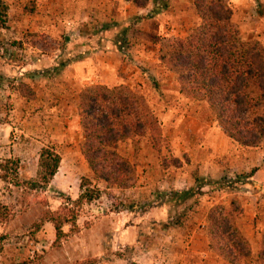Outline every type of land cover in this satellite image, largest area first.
Masks as SVG:
<instances>
[{
	"label": "rangeland",
	"instance_id": "374dc122",
	"mask_svg": "<svg viewBox=\"0 0 264 264\" xmlns=\"http://www.w3.org/2000/svg\"><path fill=\"white\" fill-rule=\"evenodd\" d=\"M3 1L13 4L15 14L8 18L6 28L0 29V110L8 115L16 110V117L13 130L0 139V203L6 206L1 208L3 216L0 215V264H205L203 259L199 260V254L205 252L208 211L217 204H228L229 197L207 189L197 194L202 178L192 170L191 180L186 182L192 183L195 197L182 203L172 200V192L184 190L181 187L185 186L184 176L178 188L171 183L178 168L176 160L181 165L188 163V143L198 144L203 137V128L197 124L193 132L191 118L186 116L202 120L210 113L216 124L206 102L190 98L194 104L189 105L190 101L180 96L177 76L158 60L162 40L183 38V33L170 32L171 36L165 38L148 35L143 43L129 36L121 44L125 59L130 60L135 50L143 55L144 59L135 60L131 70L124 73L133 79L125 85L144 97L159 131L155 139L148 132L120 144L119 153L136 164V182L129 189L107 188L105 182L93 178L82 153L84 139L77 99L86 86L80 87L73 78H64L62 69L52 72L44 81L34 79L32 74L37 60L58 61L67 51L77 55L84 40L61 32L51 36L37 20V28L32 31L27 20L15 21L20 11L24 16L33 2L34 16L43 15L45 0ZM230 2L235 9L232 20L241 36L264 44V0H254L248 7ZM198 23L196 13V21L182 32L189 33ZM182 26L185 28V24ZM82 30L85 36L93 38L89 26ZM117 35L115 40L120 38ZM44 65L51 66L44 62L39 63V68ZM139 67L148 75L150 72L153 79ZM2 120H8V116H1ZM47 147L54 148L62 157L49 187L30 191L15 187L13 176L8 182L2 180L1 165H7L9 159L19 161L16 168L20 174L35 179L40 152ZM176 153H180L179 158ZM147 162L154 163L150 178L141 172ZM85 178L92 181L89 187L97 190L99 197L75 206L86 189L80 187ZM109 194L114 196V202ZM163 195L166 197L160 200ZM64 206L77 211V222L65 225L64 236L57 239L53 223L44 222L42 217L48 209ZM257 217L256 233L260 239L264 211ZM174 221H178L177 226L172 225ZM256 259L257 255L252 256L249 264H260ZM206 264L223 261L214 256L207 258Z\"/></svg>",
	"mask_w": 264,
	"mask_h": 264
},
{
	"label": "trees",
	"instance_id": "16d2710c",
	"mask_svg": "<svg viewBox=\"0 0 264 264\" xmlns=\"http://www.w3.org/2000/svg\"><path fill=\"white\" fill-rule=\"evenodd\" d=\"M127 1L138 8H146L150 2ZM192 3L199 16L198 25L185 38L162 40L159 62L177 76L183 95L207 103L216 123L233 142L243 147L264 144V44L241 36L232 20L230 0H192ZM31 5L26 9L28 13L35 11L34 2ZM161 6L166 7L165 4ZM8 10V5L0 0V29L6 28ZM126 32L127 29H124L123 34L126 35ZM125 35L116 39L119 52L123 49L121 44L125 43ZM82 54L64 52L55 62V67H41L32 74L47 76L58 72ZM148 76L153 79L152 75ZM77 106L84 139L82 153L93 178L105 182L107 188H132L136 182V164L122 156L118 148L122 142L142 137L148 132L155 139L159 131L144 97L127 85L109 88L92 84L80 92ZM61 161V155L54 148H43L35 179L26 173L20 174L16 168L19 161L9 159L7 165H1L4 172L2 180L8 182L13 176L12 182L17 188L24 187L30 191L46 189L55 178ZM180 164L176 160L175 166ZM91 184L88 178L82 180L80 187L86 189L75 201V206L91 203L99 197L97 190L90 189ZM206 184L217 190L237 188L229 181ZM202 186L201 183L197 192L199 195L203 194ZM195 193L192 189L174 191L172 200L182 203L195 197ZM108 197L114 202L112 194ZM165 197L161 196L160 200ZM1 208L6 209V206L0 203V215ZM243 212L242 203L237 198L229 204H217L208 211L204 226L208 248L223 264H249L252 258L251 244L244 236L239 221ZM77 216L75 209L64 206L48 209L42 219L53 223L57 239H61L64 236L63 227L75 225ZM172 225L177 226L178 221ZM256 260L264 264V230L260 234Z\"/></svg>",
	"mask_w": 264,
	"mask_h": 264
},
{
	"label": "crops",
	"instance_id": "0c3cea01",
	"mask_svg": "<svg viewBox=\"0 0 264 264\" xmlns=\"http://www.w3.org/2000/svg\"><path fill=\"white\" fill-rule=\"evenodd\" d=\"M232 1L236 6H238L237 2H240L247 7L254 2V0ZM162 4H165L166 7L161 8ZM231 6L233 5L231 4ZM8 7V18L11 19L12 14H15L13 13L15 11L12 10L13 4L9 2ZM43 7V15L36 17L34 13L26 12L23 16L20 11L15 21L18 23V19L27 20V23L30 22L32 25V31L37 28L34 25L37 20L39 24L47 27L45 32H49L51 36H58L57 32H61L66 36L70 35V38L79 39L81 37L84 40L81 44L82 49L79 51V53H83L81 57L73 60L61 70V75L64 78L75 79L80 87L101 84L113 88L133 81L128 76L129 74L124 73L131 70L135 60L141 61L144 58L139 51L135 50L132 52L130 60L125 59V54L115 48L116 40L114 38L118 32L117 36L123 37L125 35L123 31L127 29L124 42L128 40L129 36H133L137 41L143 43L145 42L144 36L165 38L171 36L170 32L176 31L183 33V38H185L192 21H196V13L191 0H150L146 8H138L127 0H45ZM153 12H155L154 15L148 16ZM234 13L235 9L233 8V15ZM184 24L185 28L182 26ZM86 26H89V32L93 37L91 39L83 33L82 28ZM102 27L106 29L102 30ZM59 28H61L60 31H58ZM182 29H187V31L182 32ZM50 60H37L35 62L36 70L40 69L39 63L47 62V66L50 64V67L57 65L54 59ZM139 69L146 75L144 68L139 67ZM138 73L139 70H137V75ZM149 74L151 73L149 72ZM49 77L50 75L33 74L34 79L39 78L43 81ZM180 96L189 100V105L193 103L192 99L187 96L183 94ZM3 115L8 116V120L0 122V139L2 136L6 137L13 130L16 110L9 111L8 115L1 109L0 117ZM186 117L191 118L193 132L196 131L197 124L203 128L202 142L188 143L189 162L178 166L171 183L175 188H178V184L182 182L180 178L184 176L185 186L181 188L191 189L192 183L186 182V179L191 180L192 170H196L199 178H202L201 191L204 192L207 189L225 193L229 197L228 204L233 198L240 199L244 208V217L240 221L241 230L251 244L252 256L257 255L259 250V238L256 233V229L259 228L257 215L264 211V144L257 147H243L233 142L223 133L217 123H213L210 113L207 118L204 117L202 120L194 118V115ZM179 156L180 153L175 154V157L179 158ZM153 165L154 163L147 162L145 167L141 168V172L150 178ZM146 166L149 169L145 172ZM163 172L166 171L163 170ZM220 181L233 182L237 188L217 190L206 184ZM72 198L75 197L72 195ZM204 243L205 252L199 254V260L202 262L203 259L206 264L207 258L212 259L214 256L218 258V256L209 250L207 238Z\"/></svg>",
	"mask_w": 264,
	"mask_h": 264
}]
</instances>
